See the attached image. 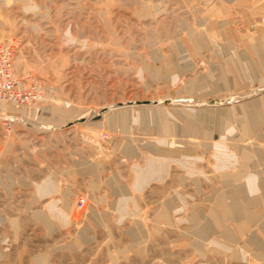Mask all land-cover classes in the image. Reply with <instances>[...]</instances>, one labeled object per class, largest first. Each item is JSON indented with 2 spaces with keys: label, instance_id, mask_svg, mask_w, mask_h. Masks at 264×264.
Here are the masks:
<instances>
[{
  "label": "rangeland",
  "instance_id": "374dc122",
  "mask_svg": "<svg viewBox=\"0 0 264 264\" xmlns=\"http://www.w3.org/2000/svg\"><path fill=\"white\" fill-rule=\"evenodd\" d=\"M0 40L42 83L0 102V264H264V0H0Z\"/></svg>",
  "mask_w": 264,
  "mask_h": 264
},
{
  "label": "built area",
  "instance_id": "2783aa9c",
  "mask_svg": "<svg viewBox=\"0 0 264 264\" xmlns=\"http://www.w3.org/2000/svg\"><path fill=\"white\" fill-rule=\"evenodd\" d=\"M15 50L9 42L0 40V102L13 105L15 108L30 105L41 99L42 83L26 76V83L17 76L14 70Z\"/></svg>",
  "mask_w": 264,
  "mask_h": 264
},
{
  "label": "bare ground",
  "instance_id": "6f19581e",
  "mask_svg": "<svg viewBox=\"0 0 264 264\" xmlns=\"http://www.w3.org/2000/svg\"><path fill=\"white\" fill-rule=\"evenodd\" d=\"M13 72H14V70H13ZM244 72V71H243ZM15 73V72H14ZM245 73V72H244ZM2 102H5L4 100H2ZM146 112V111H145ZM153 112V111H152ZM249 112L255 117H261L260 119L261 120H264V114L263 115H261L260 116V114H258V111L255 109V107H250V109H249ZM246 114V113H245ZM245 116V115H244ZM146 117H148V116H145L144 118H146ZM262 152V154L264 153V151H261ZM154 170V169H153ZM162 169H160V171H161ZM157 171V170H156ZM148 174V173H147ZM163 174V173H162ZM148 177V176H147ZM254 182V181H253ZM253 182L251 181V180H246L245 182H244V184H240L239 185V187H241V186H245V187H247L249 190H251L252 191V193L253 192H262L261 191V185L257 182V181H255V183H254V186H253ZM49 189H51V186L49 185L47 188H45V190H47L46 192H48V190ZM263 195H264V193H263ZM234 203H236V199H235V196H234ZM122 202V201H121ZM218 202V201H217ZM221 204V203H220ZM221 206H222V208H223V213H224V215L227 217V218H231V217H237V215L239 214V211H237V210H232L227 204H226V201L224 200L223 202H222V204H221ZM264 226V225H263ZM208 226H201L200 228H198L197 230L199 231V233H201V234H203V233H205V232H208Z\"/></svg>",
  "mask_w": 264,
  "mask_h": 264
}]
</instances>
